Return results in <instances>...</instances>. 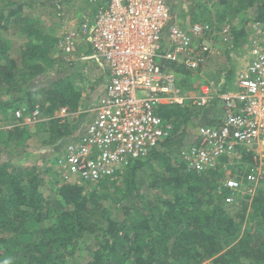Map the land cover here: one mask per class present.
Wrapping results in <instances>:
<instances>
[{"label": "trees", "instance_id": "16d2710c", "mask_svg": "<svg viewBox=\"0 0 264 264\" xmlns=\"http://www.w3.org/2000/svg\"><path fill=\"white\" fill-rule=\"evenodd\" d=\"M192 2L191 20L202 19V24L218 30L229 25L227 61L231 49L242 47L251 23L264 27V0H214L204 6L200 0ZM66 6H72L71 0H0V115L14 119L0 139V156L6 157L0 162V264H65L82 244L88 259L78 264H202L207 260L209 264H264V179L252 197L232 202L238 209L234 214L225 200L230 193L224 186L227 178L246 182L252 151L238 148L239 163L222 156L204 170L188 168L179 155L187 122L202 113L199 106L162 104L159 114L165 122L173 119V131L161 148L117 169L114 177L95 183L61 178L55 158L61 142L83 116L75 121L56 112L66 107L70 113L84 106L79 81L86 75L82 66L70 71L76 63L63 66L66 60L56 48ZM104 6L103 0H96L89 9L97 13ZM210 9L217 12L216 20L207 15ZM236 14L240 18L233 24L228 19ZM43 15L52 21L47 23ZM89 22L92 26L94 17ZM9 29L23 39L19 60L10 56L11 40L5 35ZM212 34L221 40L215 31ZM171 66L182 79L184 92H202L209 86L182 65ZM231 68L229 64L228 75ZM52 70L55 74L49 76ZM85 77L89 87L97 85L99 79ZM225 80L221 75L219 91ZM17 109L20 118L14 116ZM34 109L39 115L24 122L23 116ZM50 150L52 155L47 156ZM30 153L33 157L28 159ZM18 156L27 159V165L11 162ZM40 174L50 177L52 187L45 194L40 190Z\"/></svg>", "mask_w": 264, "mask_h": 264}, {"label": "built area", "instance_id": "2783aa9c", "mask_svg": "<svg viewBox=\"0 0 264 264\" xmlns=\"http://www.w3.org/2000/svg\"><path fill=\"white\" fill-rule=\"evenodd\" d=\"M170 21L166 0H109L92 26L85 20L58 33L57 49L67 58L101 61L107 76L94 103L70 113L66 107L56 112L61 118L83 116L76 135L59 155L56 170L64 181L76 183L114 177L117 169L161 148L170 135L172 126L162 120L159 107L183 104L190 98L198 106L213 105L214 114L211 122L199 126L179 145L180 157L188 168L204 170L219 163L222 156L239 163L238 148L250 149L253 163L246 183L230 177L224 186L230 190L227 203L242 194L251 197L264 179V27L258 22L248 27V41L241 48L246 54L244 63L235 69L230 85L222 91L208 86L201 94L185 96L165 62L197 70L209 56L206 40L213 34L207 23L182 29ZM221 32L223 40L230 39L229 25ZM83 40L91 45L89 55L77 52ZM92 89H82V101ZM21 114L15 111L16 117ZM38 114L34 109L30 118Z\"/></svg>", "mask_w": 264, "mask_h": 264}, {"label": "rangeland", "instance_id": "374dc122", "mask_svg": "<svg viewBox=\"0 0 264 264\" xmlns=\"http://www.w3.org/2000/svg\"><path fill=\"white\" fill-rule=\"evenodd\" d=\"M213 1L214 0H200V2L203 3V6H204V4H206V5L212 4ZM71 2H72V6H66L67 8L65 10L64 18L67 16H70V15L78 16V13L80 11V10L78 11V7L79 6H85V5H87L85 10L80 11L79 15H81V14L87 15L88 12H90V9H89L90 5L92 3H96V0H92V1H90V0H85V1L84 0H71ZM166 2L169 4L170 11H171L170 24L179 26L182 29H185V28L187 29L191 26V24L202 23V22H200L202 19L197 18L196 20L195 19L191 20V16H193V14H195L194 12L192 13L193 3H194V2H192V0H166ZM103 3H104V5H106L108 3V0H103ZM210 10L211 11L208 10V12H206L207 15L211 19L216 20L217 12H215L214 9H210ZM36 11H38V9ZM90 14H92V12H90ZM43 18H45L47 23L52 21V19H51V17H49V15H47V16L43 15ZM64 18L62 20L63 23L65 21ZM204 18L205 17H203V19ZM239 18H240V15L236 14V15L230 16L228 20H230L231 23L234 24L237 20H239ZM65 23H66V21H65ZM60 29H61V27L57 28V32L58 31L60 32ZM5 35L7 38H10V40H11V42H10V44H11V48H10L11 58H13L15 60H19L20 46H21V43L23 42V39L20 38V36L15 35V30L9 29L7 34H5ZM212 41H214V39H212ZM216 41L217 42H215L214 44H217V45H213L211 43L212 48H211V51L209 53V58L207 59V61L201 66V68L198 71H195L196 77L200 76L199 80L201 82L208 81L207 84L210 86L209 88L214 90V91H217L218 88L220 87L219 82L221 80V75H225V77H226L225 82H226V84H229V80H230L231 75H228L226 72L227 66L229 64L238 65V66L240 64L242 65L244 63V57L246 55L245 52L243 53L241 49H232V53L230 55L231 58L229 61H227L225 54L222 53V49L227 48V47L218 46V44H220V42L218 40H216ZM207 44L210 45V43L208 41H207ZM225 45L227 46V44H225ZM89 51L92 52V49H91L89 44H85V45L83 44L79 47V52L82 53L83 55H87L88 53H90ZM65 62L62 65L66 67V66H69L71 61H68L69 62L68 64H65ZM72 62L76 63V66H75L76 68L73 67L70 69V71L73 72L74 69L78 70V67L81 68V66H82L83 71H84V75L86 74L88 76V78H95L96 79V76L94 75L93 72L97 70L101 73V71H102L101 67L99 65H97L96 61L93 59H90L87 62H80V63L78 60L75 59V61H72ZM54 74H55V71L52 70L49 73V76H52ZM85 76H84L83 80L79 81V82H81V84L83 82H85V78H86ZM103 81H104V78L102 77L101 79H99L97 81L96 84H98L99 82H103ZM203 85H205V84L203 83ZM203 85H201V86H203ZM179 86L181 88V93L185 94L186 93V92H184L185 87L182 84ZM200 90H201V87H200ZM212 107H213V105H209V106L205 107L204 109H202V113L199 115L198 118H193L187 122L185 129H184V133H183V140H185V138H186V141L188 139H190V136L193 135V133L198 129V127L201 126V124L204 123L205 121H207L210 117L213 116L214 110ZM203 117L205 118V121H201V118H203ZM11 122H12V118L6 119L2 114L0 115V139L5 136L4 130L7 131L8 128H10ZM182 145H184V141L182 142ZM57 149H58V147H57ZM50 152H51V150L48 152L49 154L47 156L52 155V154H50ZM54 153H55V151H54ZM19 157H21V156H18L17 158H13L11 162L15 166L18 164H21L22 166L27 165L28 160L23 159V158L20 159ZM32 157H33V154L30 153L28 159L32 158ZM5 158H6L5 154H3V155L1 154L0 162L2 160H5ZM11 166H13V165H11ZM42 176H43V179H42L43 182L40 185V190L45 194L49 190H51L50 187H52V185L50 186V183H49V179H50L49 175L40 174V177H42ZM243 184H244V182H243ZM245 185H247V184H245ZM245 185H243V186H245ZM257 185L260 186V183H258ZM143 187H144V190L146 191V193L150 197H152L153 192H151V189L148 188L145 184ZM244 196L245 195L242 194V197H244ZM247 200L250 201L249 198ZM102 202L106 203L107 200H103ZM229 204H231L230 205V211H231V213L234 214L238 209H236L235 204H232V203H229ZM84 247L85 246L83 244L79 245L71 255L67 256L65 264L84 263L86 261V259H88L87 252L85 250L86 248H84ZM209 263L210 262H208V260H207V261L203 262L202 264H209Z\"/></svg>", "mask_w": 264, "mask_h": 264}, {"label": "clouds", "instance_id": "9594fccd", "mask_svg": "<svg viewBox=\"0 0 264 264\" xmlns=\"http://www.w3.org/2000/svg\"><path fill=\"white\" fill-rule=\"evenodd\" d=\"M90 1H92V0H90ZM108 4V3H107ZM107 4L105 5V6H107ZM104 6V7H105ZM103 7V8H104ZM100 10V9H99ZM98 10V11H99ZM96 15H97V13L95 12V13H92V14H90V12H88V14L87 15H85V14H82V18H79L80 16H74V17H71L70 19H68V20H66V23L64 22L60 27H61V29H60V31L63 29V27H65V26H79V24L81 23V22H85V20L87 21V23H90L89 22V20H90V17H94V19H95V17H96ZM84 16V17H83ZM225 25H228V24H223L222 26H220V28H219V30L217 29V27H214L213 25V27H211V30L212 31H215L217 34L216 35H219L220 36V38H221V36H222V28L225 26ZM249 27V26H248ZM58 33H59V31L57 32V35H58ZM246 38H245V40L242 42V45H244L248 40H247V38H248V35H249V32H248V28H247V31H246ZM230 34H231V31H230ZM212 37H211V39L210 40H208L207 39V41L210 43V47L212 48V46H211V43L213 44V45H217V44H214L215 42H217L215 39H214V41H212ZM219 42H220V44H218V46H223V47H227L225 44H227L226 42L228 41V43H229V39L227 40V41H225V40H223L222 38H221V40H218ZM85 45V44H89L90 45V43L88 42V41H86V40H83L79 45H78V47L77 48H79L81 45ZM90 47H91V45H90ZM57 48V47H56ZM242 48V47H241ZM240 48V49H241ZM92 49V48H91ZM227 48H224V49H222V53L223 54H225L224 52H225V50H226ZM58 50V49H57ZM78 50V49H77ZM61 54H63L60 50H58ZM78 52V51H77ZM78 53H80V52H78ZM91 53V52H90ZM90 53H88L87 55H89ZM231 53H232V49L228 52V61L230 60V58H231ZM64 55V54H63ZM225 56H226V58H227V55L225 54ZM68 56H66V55H64V58L67 60V61H75V59H72V58H67ZM208 58H209V56H208ZM207 58V59H208ZM207 59H206V61H207ZM90 59H87V60H78L79 62H87V61H89ZM96 61V60H95ZM205 61V62H206ZM204 62V63H205ZM96 63H97V65H103V62H101V61H96ZM174 63V61H169V62H165V66H167V67H169L170 68V71L171 72H174L175 73V77H176V81H177V83H178V85H181L182 84V79L179 77V75L176 73V71L172 68V66H171V64H173ZM203 63V64H204ZM175 64H180V63H178V62H175ZM202 64V65H203ZM180 65H182V64H180ZM201 65V66H202ZM104 67L102 68L101 66V69H102V71L103 70H105V65H103ZM201 66L197 69V70H195V71H198L200 68H201ZM230 66L232 67L231 69H232V72H231V77H230V80H229V84H225V86L226 85H230V83H231V81L233 80V78H234V71H235V69L238 67V65H232V64H230ZM184 67V66H183ZM188 70V69H187ZM188 71H190V70H188ZM195 71H191V72H195ZM196 73V72H195ZM104 75H105V73H104ZM94 79V78H93ZM93 79H91V80H93ZM82 86H81V88H84L85 86H88L89 84L88 83H86V82H83L82 84H81ZM224 86V87H225ZM210 87V86H209ZM223 87V88H224ZM193 94H201V92H199V91H197V90H194V91H190V92H186L185 93V96H191V95H193ZM85 103L87 102V100H83ZM166 105H180V106H182V105H192V106H194V105H196V104H193L192 102H191V100H190V98H187V100H185L184 102H183V104H177V103H173V104H166ZM196 106H198V105H196ZM209 106V105H208ZM83 107H85V106H83ZM200 108H202V109H204L205 107H207V106H199ZM213 108V107H212ZM18 110V109H17ZM20 110V109H19ZM16 111V110H15ZM15 111H14V116L16 117V115H15ZM39 111V110H38ZM32 113V112H31ZM22 115V114H21ZM39 115V114H38ZM20 117H22V116H20ZM20 117H16V118H20ZM23 117H25V119H24V122H29V121H31L30 119V117H31V114H29V115H26V116H23ZM210 118H212V117H210ZM17 119H15V121H16ZM71 120H77V118L76 119H71ZM163 120V119H162ZM209 120V119H208ZM14 121V119L12 118V122H11V124H10V128L13 126V122ZM173 121V119H171V121H167L168 123H170L171 124V122ZM165 122V121H164ZM80 123H81V121H80ZM79 123V124H80ZM78 124V125H79ZM204 124H206V123H204ZM201 125H203V124H201ZM9 129V128H8ZM77 130H78V126L73 130V132H72V134H69V135H67V136H65L66 137V141L64 142H61V147H60V151H59V154L57 155V157L55 158V167H56V162H57V159H58V157H59V155L62 153V151H64L65 150V148H66V146H67V144L69 143V142H71V140L73 139V137L76 135V133H77ZM172 131H173V128L171 129ZM171 131V132H172ZM179 132H181V130L179 129L178 130ZM171 132H170V134H171ZM196 132V131H195ZM194 132V133H195ZM194 133H193V135H194ZM193 135H191L190 137H192ZM185 140H186V138H185ZM189 140V139H188ZM184 140L182 139L181 140V142H180V144H182V142H183ZM56 155V154H55ZM208 262H210V261H208Z\"/></svg>", "mask_w": 264, "mask_h": 264}, {"label": "crops", "instance_id": "0c3cea01", "mask_svg": "<svg viewBox=\"0 0 264 264\" xmlns=\"http://www.w3.org/2000/svg\"><path fill=\"white\" fill-rule=\"evenodd\" d=\"M80 63V62H79ZM104 65V64H103ZM102 64L99 65L101 66L102 68L104 67ZM94 75L96 76V79H101L102 77L104 78V81L103 82H99L97 85H95L92 89V92L86 97L87 98V102L88 103H94L97 99V96L103 91V88H104V85H105V78H106V71L103 70L101 71V73L99 71H94L93 72ZM104 73H105V76H104ZM88 79H93V78H88ZM86 105V103H84V106Z\"/></svg>", "mask_w": 264, "mask_h": 264}]
</instances>
